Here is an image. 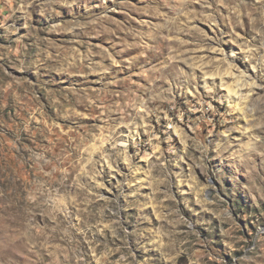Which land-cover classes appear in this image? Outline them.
<instances>
[{
	"label": "rangeland",
	"instance_id": "obj_1",
	"mask_svg": "<svg viewBox=\"0 0 264 264\" xmlns=\"http://www.w3.org/2000/svg\"><path fill=\"white\" fill-rule=\"evenodd\" d=\"M0 264H264V0H0Z\"/></svg>",
	"mask_w": 264,
	"mask_h": 264
},
{
	"label": "bare ground",
	"instance_id": "obj_2",
	"mask_svg": "<svg viewBox=\"0 0 264 264\" xmlns=\"http://www.w3.org/2000/svg\"><path fill=\"white\" fill-rule=\"evenodd\" d=\"M235 91V90H234ZM233 92V91H232ZM230 93H231V91H230ZM235 93V92H234Z\"/></svg>",
	"mask_w": 264,
	"mask_h": 264
}]
</instances>
